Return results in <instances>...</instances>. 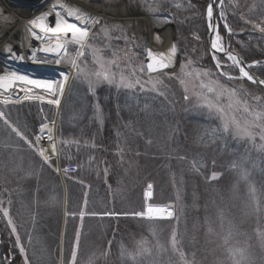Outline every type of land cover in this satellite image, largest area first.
<instances>
[{
    "label": "trees",
    "instance_id": "16d2710c",
    "mask_svg": "<svg viewBox=\"0 0 264 264\" xmlns=\"http://www.w3.org/2000/svg\"><path fill=\"white\" fill-rule=\"evenodd\" d=\"M222 2L232 34L223 26L221 34L231 50L249 63L264 61V33L246 23L251 20L264 27V0ZM206 3L112 0L109 9L113 18L169 15L175 31L165 49L167 56L173 46L177 48L172 63L208 70L211 79L236 89V99L246 101L252 113L264 111L263 89L247 81L228 80L214 67ZM106 24L113 31V49L127 47L138 61H146L142 21L108 20ZM176 65L169 71L175 72ZM170 72H157V78L148 80L144 73L135 75L143 89L115 83L90 88L81 78L72 85L59 133L61 161L78 166L76 174L65 178L70 216L64 264H71L77 235L76 264H264V148L259 147L264 141L260 134H253L252 140L230 129L224 131L218 115L183 99L185 92L176 80L179 75L168 78ZM254 73L262 76L264 68H255ZM152 81H160L155 91H150ZM40 109L37 103L0 105L8 123L28 141L51 114L45 107L43 112ZM28 144L0 119V204L10 207L16 226L13 233L0 211V264H24L20 246L28 264L33 259L36 264H57L62 184ZM149 185L150 204L173 209L170 220L132 215L145 211ZM107 213L128 216H104ZM21 215L28 217L26 224L20 221ZM40 229L43 237L37 244ZM173 231L176 251L171 243Z\"/></svg>",
    "mask_w": 264,
    "mask_h": 264
},
{
    "label": "snow or ice",
    "instance_id": "6c2138e0",
    "mask_svg": "<svg viewBox=\"0 0 264 264\" xmlns=\"http://www.w3.org/2000/svg\"><path fill=\"white\" fill-rule=\"evenodd\" d=\"M222 3V0H221ZM191 6V5H189ZM216 6V0H210V2L206 5V18L208 22V28L213 34V41L211 43V49H212V54H213V59L215 61V67L218 70L219 75L221 76H226L228 80L232 79H240V78H247L248 81H251L252 83H259V84H264V80H259L257 81L256 78H254L253 75H250L248 71L245 70V67H251L252 65H243V61L234 53L227 51L223 44V38L220 35V24L218 23L219 20H225V23L223 25L225 31L231 35L232 34V29L229 27L227 24L226 18L224 17L223 11H220L216 13V21L214 22L213 17H214V8ZM60 9L64 14H62L61 11H56L55 12V18H54V27L49 26L48 24V18L49 16L53 15L52 12H47L41 16H39L36 20H34L31 23V27L28 28V31L31 33L32 37L41 40L42 37L39 36L35 31L32 29L34 28H39L41 32L45 33H50L51 37L55 39L54 45L51 43L46 44L45 47L39 49V51H43L45 53H54L56 60L55 63L59 64L61 62V59L63 57L69 56L68 48L66 47L67 44L71 43L76 46V54L78 57H84L85 52L84 49L87 47L90 50L93 51L94 53V59L95 62L100 65L101 71H97L94 73L96 76V81L93 82L89 80V87L92 88L94 87L95 84L101 83V82H107L108 84H113L116 83L115 79V74L110 73L109 70L106 69V63L107 64H116V61L109 60L107 62L104 61L103 56L97 55L101 50L97 49L94 47V45L90 42L91 39L94 38V34L90 35L91 31V26H94L96 24H100L101 21L96 18L89 16L87 13H82L79 8L76 7H70L66 6L65 4H60L59 5ZM177 7H180V5H177ZM71 18V19H69ZM76 21H79L80 24L82 25H89V27H82L79 26ZM171 22V20H169ZM246 23H253V28L258 29L261 33H264V27L260 26V24L254 23L251 20L246 21ZM107 27H102L101 31L107 32ZM157 39H159L157 35ZM9 55L11 56L12 59H19L23 60L24 57L17 56L15 52H13L12 48L7 49ZM177 52V48L173 46L170 50V55H164V54H159V55H154L152 51L149 49L147 51V64H146V69L148 73H156V72H163L164 69H167L172 66V59L175 57ZM216 53H222L224 54V59L226 61L231 62V66H235L236 68L239 69L240 76L239 77H234L230 75L226 70H225V65L221 62V60L216 56ZM115 55V53H113ZM33 60L36 61L35 55H33ZM44 62V61H40ZM73 65V67H79L76 64L75 60L70 61ZM189 63H191L189 61ZM187 66V65H186ZM139 71L141 73H144L145 67L141 66ZM135 70H133L132 75L135 76ZM186 75L191 76L192 73H186ZM200 76L204 77H209V81L205 83L204 80H200L199 87L201 89H206V92L210 95H201L197 94V104L199 107L206 108L210 114L215 113L218 115L221 120H222V127L224 131H229L230 128H233L235 130V133L240 136H248L250 139L254 140L255 136L253 133L249 130L251 127H256L259 128L260 131V139L264 140V122L262 123H257V121H264V111H259V112H254V113H249V108L247 106L246 101H240L237 100V104L243 103V112L248 113L249 115L253 116V119L251 121H245V126L242 127L241 123L239 120L236 119L235 116L229 117L228 114L225 112V108L221 104V98L225 95V93L228 94L229 97H234L236 96V89H228L225 88L223 85H220L218 80H213L211 79V74L209 73L208 70H202L201 72L196 73V77L199 79ZM87 79V75L85 76ZM63 80H67V74H63ZM160 83V81H155L152 84V88L150 91H155L156 90V84ZM181 83H184L182 80ZM135 84H140L139 79L135 81ZM18 85H25V86H31V88L34 89H41L44 92L48 93L52 97H57L54 99H49L48 103L56 105L57 107L60 104V99L58 98L59 96L62 95L63 93V81L57 82V81H49V80H40V79H31L26 75H18L15 72H12L8 75L0 76V89H3L4 91H8ZM123 85L128 88H132L135 85L131 82L125 83L124 77H120V81L118 86ZM141 89H143V85H140ZM25 90V89H21ZM29 91L31 89H28ZM188 92V88L185 87V93ZM160 95H164L163 92L160 93ZM29 97H25V99H28ZM35 98H40L39 96ZM184 100H189L190 96L185 94L183 96ZM259 99V98H257ZM5 104L9 103L8 100L4 101ZM6 113L4 111H0V119L4 120V123L8 125V127L12 128L13 132H16L17 136H19L22 140H25L26 143H29L31 146V141H28L27 138L16 128L12 127L8 123V120L5 118ZM47 126L45 125L44 127L41 128V132H44V129ZM47 139L49 141H53V136L51 134V129H48V135ZM66 144H71L74 143L73 141H66ZM259 147L264 148V144L260 145ZM52 153H56V145L55 143L52 144ZM39 155L43 158L44 163L50 164V157L45 155V150L40 149L39 150ZM67 169H65V172ZM217 176L216 174H213L212 179H216ZM149 189L151 188V185L148 186ZM148 196H151V192L148 193ZM11 203V201H9ZM0 211L3 212L4 217H9V212L7 209H0ZM107 215H115L114 213H107ZM134 216H139L143 218H147L149 220L153 219H167L171 218L173 215V212L169 210L166 207H152L148 206L145 211L141 212H136L132 213ZM8 225L11 226V230L13 233L16 232V226L13 223V220L9 217L7 221ZM17 244H20V237L17 236L16 239ZM171 243L173 250L176 251V244H177V237L175 231L172 233V238H171ZM79 245V237L77 235V239L75 242V245L73 247V250L71 252V264H76V250ZM146 251V250H145ZM20 252L21 254L24 255V264H28V258L27 255L25 254V249L23 246H20ZM180 258L183 260L184 259V253L183 251H180ZM185 264H188L187 261H185Z\"/></svg>",
    "mask_w": 264,
    "mask_h": 264
},
{
    "label": "bare ground",
    "instance_id": "6f19581e",
    "mask_svg": "<svg viewBox=\"0 0 264 264\" xmlns=\"http://www.w3.org/2000/svg\"><path fill=\"white\" fill-rule=\"evenodd\" d=\"M55 2H58L59 4H65L66 6H71L79 8L82 13L90 14L92 17L98 18L100 21L103 19L104 15H106L105 10V4L106 0H101V4L99 9L94 10L90 9L86 4H84L81 0H28L23 2H15L13 0H0V57L3 60H0V76L8 75L12 72L17 73L18 75H26L29 78L30 75H28L27 71L23 69V67H19V64L14 65L12 63H6L8 61L9 53L7 51L8 48H12L13 52L16 53L17 56H21L22 50L24 47L28 48L31 43H33L34 40H37L32 37L31 33L28 31V28L31 27V23L36 20L39 16L47 13L52 12L53 15L49 16V26L54 25V18H55V10L53 8V5ZM62 12V11H61ZM62 14H64L62 12ZM4 20V21H3ZM52 21V22H51ZM145 23V22H144ZM146 29H147V39L149 40V49L152 51L154 55L163 54V44L162 39H157V32L160 30L162 25V20L160 19H147L146 21ZM82 27H89V25H82ZM93 29V26H91V30ZM35 31L39 36L42 37V41L50 40L51 34L41 32L40 29L34 28L32 29ZM91 33V32H90ZM55 43V42H53ZM80 57L76 56L75 61L79 59ZM14 60V59H13ZM15 61V60H14ZM25 63V62H24ZM41 65V64H40ZM38 65V67H44V65ZM76 70V67H73L67 70V80L65 81V89L68 87V90L66 92V95H68V92L73 87L74 84V71ZM25 89V90H21ZM28 89H31L30 91ZM64 89V90H65ZM36 90L34 88H31V86H25V85H18L8 91H4L3 89H0V98L1 97H8L11 93L14 95L9 99L14 100H23L25 97H29L28 99L38 100L40 102L48 103L49 99H54V97H51L48 93L41 94L39 92H35ZM39 96L40 98H35ZM67 102V97L64 99V102L60 100V104L57 107L56 105H53V108L55 109L54 113V119L50 120V122H47L45 125L47 126L44 130L48 131V129H51V134L53 136V141H49L46 139H42L43 137L39 138V141L44 143V146L46 147V150L50 158L55 162V164H60L61 154L59 150V133H60V124H61V117L63 115V112L65 110V105ZM44 125V126H45ZM47 133V132H46ZM55 143L56 145V153H52V144ZM63 191L66 194V186L63 185ZM19 203L22 204L21 197H18ZM63 209L61 210V222H60V242H59V250L57 252L58 257V263L57 264H63L64 260V246L63 241L65 239V233L67 229V209L68 205L66 204V199H64V202H62ZM19 204V205H20ZM27 218L22 217L20 220L24 224L27 222Z\"/></svg>",
    "mask_w": 264,
    "mask_h": 264
},
{
    "label": "rangeland",
    "instance_id": "374dc122",
    "mask_svg": "<svg viewBox=\"0 0 264 264\" xmlns=\"http://www.w3.org/2000/svg\"><path fill=\"white\" fill-rule=\"evenodd\" d=\"M16 3L17 2H23V1H28V0H13ZM84 4H86L90 9H94L97 10L100 7L101 4V0H81ZM109 3L105 6V10H107V16H109L110 14V5L112 0H108ZM208 4V2L206 3V5ZM59 3L55 2L53 5V8L55 11H62L59 7ZM70 7H73V5H71ZM223 11L224 17L226 18L227 21V15H225V11H224V7H223V2L220 3V0H216V6L214 9L215 14ZM205 16H206V12H205ZM71 19V18H69ZM207 19V18H206ZM4 21V20H3ZM108 21L106 15L103 17V19L101 20L100 24H96L93 26V29L90 31V35L94 34V38L91 39V43L94 45L95 48L100 49L101 51L99 53H97V55L103 56L104 61L107 62L109 60H115L116 64H107L106 63V69L110 71V73L115 74V79H116V83L115 84H119L120 81V77L123 76L125 83H133L136 87L140 86L143 84V82L140 81V84H135V81L137 80V77L133 76V70H135V75L141 74V72L139 71L141 66L145 67V71H144V75H145V80L150 79V77L154 76L156 77V75H159V73H148L147 69H146V64L145 61L141 62L138 61L136 58V55L133 53V51H131L129 48H125V47H120V48H115L113 49V31H111V29L108 27V25L106 24V22ZM52 22V21H51ZM222 22L225 23V20H222ZM49 23V21H48ZM76 23H78L79 26H82V24H80L79 21H76ZM102 27H107V32H103L101 31ZM144 29V27H143ZM146 31L144 29V37H145ZM220 35L221 34V30H220ZM223 37V44L225 47H227V42L224 36ZM55 42V39L50 37V40L47 41H42L43 44H48V43H52ZM66 47L68 48V52H69V56L67 57H63L61 59V62L59 64L55 63L56 57H52V58H46L44 56L38 57L37 58V62L35 61H31L34 62L33 65H40V64H45L47 66H56L59 68H65L66 70L72 68V63L70 62L71 60H75L77 54H76V46L69 43L66 45ZM144 50V48H143ZM85 55L84 57H80L77 61V65L79 66L78 68L76 67V70L74 71L73 75H74V82L78 79H82L83 82H88L89 80L95 82L96 81V76L94 75L95 72L97 71H101L100 69V65L98 63L95 62L94 59V53L92 50H90L89 48H85L84 49ZM113 53H115V55H113ZM145 53V50H144ZM145 57V56H144ZM221 62L226 66V69H230L231 71L236 72L237 74V69L232 67L231 64L226 61L225 59H221ZM0 60L1 59L0 57ZM4 61V60H3ZM40 61H44V62H40ZM12 61H8V64L11 63ZM16 65V61H13ZM30 62V63H31ZM213 62V61H212ZM7 63V62H6ZM21 63L24 64V62L20 61L18 64L20 65ZM29 63V64H30ZM26 64V63H25ZM28 65V63H27ZM176 65L175 63H172V66ZM187 64H178L175 66V72H170L169 70H171L172 68L169 67L167 69H164L162 74L165 75L167 73L170 72V75L168 76V78H174L176 76V74H178L179 76H176V80L180 82L183 91L185 92V87L188 88V92L185 93L187 95L190 96V101H194L197 102V94H201V95H210L211 98V94H208L206 92V89H201L199 87V83L200 80H204L205 83H207L209 81V77H204V76H200L199 79L196 77V73L199 71H194V70H189L188 66H186ZM38 68V67H37ZM257 68L261 69L264 68V61L260 62L257 65ZM217 70V69H216ZM26 71V70H25ZM218 71V70H217ZM191 72L192 75H186V73ZM28 75H35L34 72H30L27 71ZM130 73V74H129ZM161 74V73H160ZM87 75V79L85 78V76ZM133 77H135L133 79ZM158 77V76H157ZM156 77V78H157ZM261 77H264V75H262ZM133 80V81H132ZM135 80V81H134ZM184 81V83H181V81ZM153 82V81H152ZM106 84H108L107 82H101L98 84H95L94 86H105ZM123 86V85H120ZM69 93V92H68ZM227 93H225L226 95ZM226 99L224 101L221 100V104L222 106L225 108V112L228 114L229 117L231 116H235L237 120L240 121L241 126L244 127L245 126V121H251L253 119V117L251 115H249L248 113L243 112V104H237V100L236 97H229L228 94L226 95ZM34 102V101H32ZM28 100H23L22 103H32ZM21 104V103H20ZM45 108H47V110H49L51 112L50 116L47 118L49 120H53L54 118V113H55V109L53 108V104H49V103H44L43 104ZM249 108V107H248ZM249 113H252V111L249 109ZM248 116V117H247ZM71 119V118H69ZM231 132L235 133V130L233 128H230ZM253 134H260V129L256 128V127H251L249 129ZM240 136V135H239ZM243 137V136H241ZM264 141V140H263ZM62 200H63V193H62ZM0 209H8V206L5 205H1L0 204ZM3 213V212H2ZM20 213H22L20 211ZM23 216V215H21ZM10 217V216H9ZM7 217V218H9ZM24 217V216H23ZM43 229L38 230L37 234L35 235V238H37L36 242L37 244H39L40 242V237H43V233H42ZM59 230L60 227L58 229V234H59ZM39 239V240H38ZM155 240V239H154ZM39 252H41V249L39 250ZM39 252H37L36 254H38ZM39 255V254H38ZM31 257L36 258L32 253H31ZM58 259V257H57ZM58 261V260H57Z\"/></svg>",
    "mask_w": 264,
    "mask_h": 264
},
{
    "label": "water",
    "instance_id": "95a60500",
    "mask_svg": "<svg viewBox=\"0 0 264 264\" xmlns=\"http://www.w3.org/2000/svg\"><path fill=\"white\" fill-rule=\"evenodd\" d=\"M209 2H210V0H209ZM88 15L90 16V14H88ZM147 19H160V20H162V25H161L160 30L157 32V35H158L159 38L165 39L168 42L170 35L174 32L172 18L169 17V16H167V17L166 16L146 17L144 19L145 23H146ZM169 20H171V22H169ZM213 20H214V22H217L216 21L215 12H214ZM144 27H145L144 29L146 31V35H145L146 36L145 37L146 44H145V46L147 47L149 40L147 39L146 24H145ZM208 37H209L208 46L210 47V52L212 53L211 43L213 41V34L210 31V29H209V35H208ZM41 41L42 40H34L33 43H31V45L28 48L24 47L22 50H20V51H22V54L21 55L24 57L23 60H19V59H14V60L17 63H19L20 61L26 63V64L25 63L24 64L21 63L19 65V67L21 66L26 71L34 72L35 75H31L30 76V77H32V79L49 80V81H57V82L63 81V93L58 98L64 102V99H66V92L68 90V87L65 89V86H64L65 85V81L63 80V74H65V73L67 74V70L65 68L61 69V68L56 67V66H47V65H44V64H43L44 67L43 68L42 67L40 68V67H38V65H35V64L33 65L34 62H31V61H34L33 60V55H35V57H36V61L35 62H37L38 56H44L46 58H52V57H54V53H45L43 51H39V49H41V48H43V47L46 46L45 44H42ZM51 44L54 45V43H51ZM232 53H234V52H232ZM234 54H236V53H234ZM216 55H218L220 57H222V56L224 57V54H222V53H216ZM237 56L243 61V65L242 66L251 65V64H247L239 55H237ZM9 57H10V61H12L11 63L15 65V63L13 62L14 60L11 58L10 55H9ZM8 61H9V58H8ZM8 61H6V62L8 63ZM77 61H78V59L76 60V63H77ZM27 63H28V65H27ZM252 66L251 67H245V70L248 71L250 75H253L251 73V71H250V69L252 68ZM254 78H256L257 81L261 80L259 77H256V76H254ZM245 79H247V78H245ZM252 84H254V83H252ZM254 85H256V86L264 89V84L255 83ZM35 90H36L35 92H39L41 94H43V93L46 94V92H44L41 89H35ZM12 94L13 93H11L8 97H1V99L4 100V101L5 100L11 101L12 98L11 99H9V98L11 97ZM46 95H48V94H46ZM13 96L14 95H12V97ZM54 98H57V97H54ZM147 197H149L148 194H147ZM66 198H67V192L65 194V199Z\"/></svg>",
    "mask_w": 264,
    "mask_h": 264
}]
</instances>
